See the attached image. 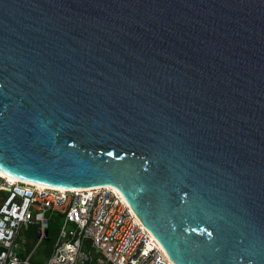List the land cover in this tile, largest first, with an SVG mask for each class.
<instances>
[{
  "label": "water",
  "instance_id": "water-1",
  "mask_svg": "<svg viewBox=\"0 0 264 264\" xmlns=\"http://www.w3.org/2000/svg\"><path fill=\"white\" fill-rule=\"evenodd\" d=\"M0 169L116 187L173 264H264V0H0Z\"/></svg>",
  "mask_w": 264,
  "mask_h": 264
},
{
  "label": "built area",
  "instance_id": "built-area-1",
  "mask_svg": "<svg viewBox=\"0 0 264 264\" xmlns=\"http://www.w3.org/2000/svg\"><path fill=\"white\" fill-rule=\"evenodd\" d=\"M52 214L63 223L45 264H173L119 192H61L1 176L0 264H32V253L21 258L15 250L20 231L34 229L41 244Z\"/></svg>",
  "mask_w": 264,
  "mask_h": 264
},
{
  "label": "rangeland",
  "instance_id": "rangeland-1",
  "mask_svg": "<svg viewBox=\"0 0 264 264\" xmlns=\"http://www.w3.org/2000/svg\"><path fill=\"white\" fill-rule=\"evenodd\" d=\"M63 219L59 217L57 214H52L50 217V228L59 231L62 227ZM72 225H68V228H71ZM36 239L29 238L27 230H21L18 241H17V247L15 246V250L18 253H24L25 248L28 250L26 253H24L25 258L32 253L30 262L32 264H45L47 260L46 250L47 245L45 243H41L39 245H36Z\"/></svg>",
  "mask_w": 264,
  "mask_h": 264
},
{
  "label": "bare ground",
  "instance_id": "bare-ground-1",
  "mask_svg": "<svg viewBox=\"0 0 264 264\" xmlns=\"http://www.w3.org/2000/svg\"><path fill=\"white\" fill-rule=\"evenodd\" d=\"M0 176L3 177V178H5V179H7V180H9V181H11V182H22V183H26V184H29V185H33V186H36L38 188H43V189H52V190H57V191H61V192H64V191H73V190H84V189H62V188H54V187H50V186H46V185H42V184H38V183L29 182V181L22 180V179L13 177L11 175H8V174L4 173L1 169H0ZM105 187L111 188V189L119 192V190L116 187H114V186L105 185ZM150 236H151V239L152 240H155L153 238V236L151 235V233H150Z\"/></svg>",
  "mask_w": 264,
  "mask_h": 264
},
{
  "label": "trees",
  "instance_id": "trees-1",
  "mask_svg": "<svg viewBox=\"0 0 264 264\" xmlns=\"http://www.w3.org/2000/svg\"><path fill=\"white\" fill-rule=\"evenodd\" d=\"M27 233H28L29 238L35 239V230L34 229L27 230ZM47 233H48L47 239L44 240V241H42V243H45L47 245L46 255L48 256L50 254V252H51L52 246H53L54 241L56 239L57 231L51 229L50 228V225H49V228H48ZM16 247H17V242H16ZM27 251L28 250L25 248V252L24 253H26ZM24 253L23 252L22 253L20 252L18 254H19V256L21 258H25Z\"/></svg>",
  "mask_w": 264,
  "mask_h": 264
},
{
  "label": "crops",
  "instance_id": "crops-1",
  "mask_svg": "<svg viewBox=\"0 0 264 264\" xmlns=\"http://www.w3.org/2000/svg\"><path fill=\"white\" fill-rule=\"evenodd\" d=\"M17 241H18V239H17Z\"/></svg>",
  "mask_w": 264,
  "mask_h": 264
}]
</instances>
